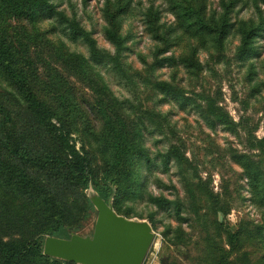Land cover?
Returning a JSON list of instances; mask_svg holds the SVG:
<instances>
[{
	"label": "rangeland",
	"instance_id": "1",
	"mask_svg": "<svg viewBox=\"0 0 264 264\" xmlns=\"http://www.w3.org/2000/svg\"><path fill=\"white\" fill-rule=\"evenodd\" d=\"M0 33L15 38L44 83L55 79L70 92L66 124L94 169V182L72 188L28 168L48 178L68 216L56 236H93L89 196L104 189L121 214L151 225L144 264H264V208L251 182L264 192V0H0ZM39 87L55 105L58 97ZM14 94L0 76V98L22 115ZM23 118L36 157L42 145L54 153L38 122ZM110 121L132 149L125 161L107 153ZM3 181L0 243L28 238L43 252L40 232L57 225H44V208L24 211ZM20 264L74 263L33 254Z\"/></svg>",
	"mask_w": 264,
	"mask_h": 264
},
{
	"label": "trees",
	"instance_id": "2",
	"mask_svg": "<svg viewBox=\"0 0 264 264\" xmlns=\"http://www.w3.org/2000/svg\"><path fill=\"white\" fill-rule=\"evenodd\" d=\"M17 5L19 6L20 3H17ZM112 6L113 3L109 1L106 7L111 9ZM121 11V8L116 9L114 16L119 15ZM117 29L119 30V28ZM71 32L75 35V30L71 29ZM20 47L21 45L19 43L17 45L13 36L6 37L0 33V76L7 80L8 86L15 93L14 95L22 100L23 104V108L20 110L21 115L12 109L8 100L0 98V176L4 178L1 184L9 189L11 194H14L15 191L20 194L24 211L28 212L30 207L44 208L46 210L43 217L44 225L47 227V221L54 222L57 225L54 231L48 229L41 231L38 239L41 238V235L44 239L48 236L58 237L54 233L60 229L62 222L68 216L64 210L59 211L62 203L53 197L50 190L44 185L43 180H48V178L40 179L30 173L28 168L45 172V175H48L49 178L54 177L59 182L69 184L72 188H76V186L77 188H87L89 183L94 182L96 178L91 160L72 143L71 129L66 124L72 114L70 113V105L74 102L70 98V92L69 95L68 91L65 93L64 85H61L60 81L51 79L48 84L44 83L41 75H35L31 68L28 69V61L21 56ZM37 81L42 83L39 84ZM39 86H45V89L49 90L51 95L58 97L54 98L55 105L42 97L39 92L42 87ZM58 90L63 91V93ZM13 99H15V96H11L10 100L14 101ZM20 117L31 118L38 122L39 128L50 136L54 145V153L49 151L48 146L42 145L43 153L36 157L38 152L33 147V139L30 136L32 133L28 131L27 123L22 124V126L19 125L18 120H20ZM110 122V127L107 129V144L110 145L107 148V153L112 161L117 158H120L121 162L125 161L126 157L130 156L132 149L126 147L124 143L126 139L119 133L116 122ZM44 154H47L45 158L43 157ZM148 161L150 162V157H148ZM110 166L111 176L122 170L121 163ZM138 178L139 173L134 170L133 179L137 183ZM251 182L253 189H255V200L257 198L258 204L264 208V192L260 189L261 185L258 184V179L254 177ZM98 194L105 201L108 198L104 189H101ZM112 204L118 215L126 217L121 214L116 200ZM36 209H33V211ZM23 218L26 223H29L33 217L27 214ZM29 228L35 231L30 225ZM63 233L67 239L74 235V232L68 230H64ZM29 240L28 238L25 239L19 246L13 243H0V253H2V258L5 259L4 264L23 263L33 254L45 261L49 260V257L42 256L39 244Z\"/></svg>",
	"mask_w": 264,
	"mask_h": 264
},
{
	"label": "water",
	"instance_id": "3",
	"mask_svg": "<svg viewBox=\"0 0 264 264\" xmlns=\"http://www.w3.org/2000/svg\"><path fill=\"white\" fill-rule=\"evenodd\" d=\"M89 198L98 213L93 236H48L43 255L74 264H144L155 240L151 225L118 215L98 193Z\"/></svg>",
	"mask_w": 264,
	"mask_h": 264
}]
</instances>
